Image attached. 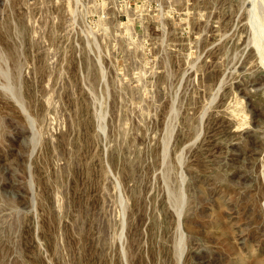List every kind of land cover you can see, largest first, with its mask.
Returning a JSON list of instances; mask_svg holds the SVG:
<instances>
[{"label": "rangeland", "instance_id": "obj_1", "mask_svg": "<svg viewBox=\"0 0 264 264\" xmlns=\"http://www.w3.org/2000/svg\"><path fill=\"white\" fill-rule=\"evenodd\" d=\"M258 36L264 0H0V264H264Z\"/></svg>", "mask_w": 264, "mask_h": 264}, {"label": "bare ground", "instance_id": "obj_2", "mask_svg": "<svg viewBox=\"0 0 264 264\" xmlns=\"http://www.w3.org/2000/svg\"><path fill=\"white\" fill-rule=\"evenodd\" d=\"M253 18V17H252ZM254 19V18H253ZM258 31V30H257ZM256 31V32H257ZM258 33V32H257ZM264 38V36L263 37H260V36H258V38H257V42H256V44H257V49L264 55V44H263V39ZM256 40V39H255ZM254 40V41H255ZM255 43V42H254ZM9 55H10V57L12 58V59H15L16 58V56H15V48H11V50H9ZM263 66H264V63H263ZM264 72V71H263ZM263 77H264V75H263ZM185 197V196H184ZM180 210V209H179ZM182 211V210H181ZM180 235V234H179ZM182 237V236H181ZM184 238V237H183ZM182 249V248H181ZM182 251V250H181ZM183 253V252H182ZM182 256V255H181Z\"/></svg>", "mask_w": 264, "mask_h": 264}]
</instances>
